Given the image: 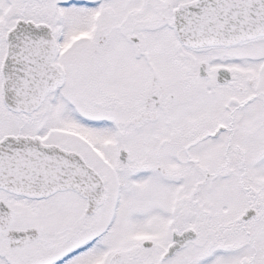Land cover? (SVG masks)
<instances>
[{"label":"snow or ice","instance_id":"obj_1","mask_svg":"<svg viewBox=\"0 0 264 264\" xmlns=\"http://www.w3.org/2000/svg\"><path fill=\"white\" fill-rule=\"evenodd\" d=\"M0 264H264V0H0Z\"/></svg>","mask_w":264,"mask_h":264}]
</instances>
